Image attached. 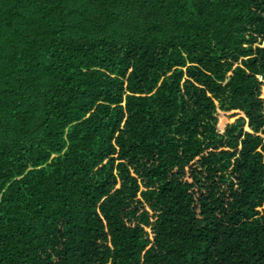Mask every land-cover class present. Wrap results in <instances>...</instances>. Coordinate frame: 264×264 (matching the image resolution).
<instances>
[{
    "label": "trees",
    "instance_id": "16d2710c",
    "mask_svg": "<svg viewBox=\"0 0 264 264\" xmlns=\"http://www.w3.org/2000/svg\"><path fill=\"white\" fill-rule=\"evenodd\" d=\"M263 80L264 0H0V264H264Z\"/></svg>",
    "mask_w": 264,
    "mask_h": 264
},
{
    "label": "rangeland",
    "instance_id": "374dc122",
    "mask_svg": "<svg viewBox=\"0 0 264 264\" xmlns=\"http://www.w3.org/2000/svg\"><path fill=\"white\" fill-rule=\"evenodd\" d=\"M262 79V78H261ZM264 81V80H263ZM261 98L264 99V85L262 86L261 89ZM218 115V130L220 133H224L226 129L233 123L237 121L238 118L244 117V114L241 113L240 111H228V112H223L221 110H218L217 112ZM246 130H250L247 125H245ZM115 173H117L115 171ZM121 183L117 184V187L120 186Z\"/></svg>",
    "mask_w": 264,
    "mask_h": 264
}]
</instances>
